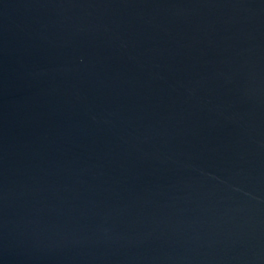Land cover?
Wrapping results in <instances>:
<instances>
[{
  "label": "water",
  "instance_id": "water-1",
  "mask_svg": "<svg viewBox=\"0 0 264 264\" xmlns=\"http://www.w3.org/2000/svg\"><path fill=\"white\" fill-rule=\"evenodd\" d=\"M0 264H264V0H0Z\"/></svg>",
  "mask_w": 264,
  "mask_h": 264
}]
</instances>
